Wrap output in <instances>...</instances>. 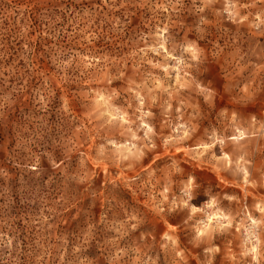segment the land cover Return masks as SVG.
I'll return each instance as SVG.
<instances>
[{
	"label": "clouds",
	"instance_id": "1",
	"mask_svg": "<svg viewBox=\"0 0 264 264\" xmlns=\"http://www.w3.org/2000/svg\"><path fill=\"white\" fill-rule=\"evenodd\" d=\"M37 2L62 24L63 0ZM103 3L129 23L132 8L151 19L133 33L140 82L91 65L104 76L86 117L79 94L53 103L48 84L34 96L31 48L0 32V195L10 190L17 215L48 197L85 199L67 235L0 232L8 264H264V0ZM90 141L107 174L93 175L80 147Z\"/></svg>",
	"mask_w": 264,
	"mask_h": 264
},
{
	"label": "rangeland",
	"instance_id": "2",
	"mask_svg": "<svg viewBox=\"0 0 264 264\" xmlns=\"http://www.w3.org/2000/svg\"><path fill=\"white\" fill-rule=\"evenodd\" d=\"M63 2L67 4L66 18L62 24L53 23L49 26L46 17L38 16L41 5L37 0H0V32L6 34L5 39L17 36L19 42L15 46L21 53L26 46L31 48L29 91L34 96L44 94L48 84L51 85L53 103L57 93L61 97L65 93L71 96L79 94L82 103L74 111L77 116L86 117L88 101L84 97L88 95L89 87L95 88L103 82L104 76V72H97L91 65L94 64L97 68L104 66L105 72L112 75L122 67L121 75L132 78L135 74L136 82H140L139 73L134 66L138 40L133 33H140L141 29L144 33L147 32L145 24L151 19V14L149 12L145 15L144 8H132V20L129 23L125 21L127 13L119 4L115 10H110L103 0ZM121 21H125L126 27L118 34L114 28ZM23 63L22 60L21 64ZM65 74L71 81L70 87L61 83V77ZM30 99L29 96L24 97L25 102ZM76 130L79 131V122ZM91 145V141L87 144L82 142L80 147L88 153L93 175L97 170L107 174L110 171L108 165L100 169L91 159ZM125 175V172L116 171L114 178L120 179ZM3 192L5 195H0V232L15 233L22 236L25 242L47 238L50 233L53 237L67 235L75 228V222L79 219L77 210L85 203L83 197L74 195L71 207H61L54 203L52 197H48L30 210L19 209L17 215V210L9 207L12 203L10 190L4 188ZM103 195L101 192V196ZM138 203L143 205L144 200L139 199ZM99 206H103L102 202ZM50 242L54 243L55 239ZM93 254L95 249L90 255ZM47 259L48 264H55L50 257ZM0 264H8L2 248Z\"/></svg>",
	"mask_w": 264,
	"mask_h": 264
}]
</instances>
